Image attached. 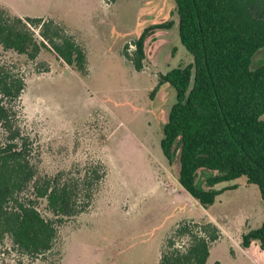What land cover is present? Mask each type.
Masks as SVG:
<instances>
[{
    "label": "rangeland",
    "instance_id": "374dc122",
    "mask_svg": "<svg viewBox=\"0 0 264 264\" xmlns=\"http://www.w3.org/2000/svg\"><path fill=\"white\" fill-rule=\"evenodd\" d=\"M1 6L60 23L88 54L89 73L81 76L53 52L31 61L0 45V61L15 64L27 83L21 123L35 141L41 173L102 161L109 175L91 210L60 227L51 253L28 257L8 239L0 264H159L179 225L203 222L221 231L207 264H264L258 242L242 246L243 235L264 221L259 188L246 177L225 182L218 188H235L205 208L179 183V159L170 164L164 156L163 128L176 90L169 84L155 95L154 90L161 74L194 63L179 37L174 0H0ZM169 20L175 24L171 29L157 30L147 40L138 72L125 51L133 53L145 28ZM263 64L264 49L253 68ZM40 211L53 217L45 203Z\"/></svg>",
    "mask_w": 264,
    "mask_h": 264
},
{
    "label": "trees",
    "instance_id": "16d2710c",
    "mask_svg": "<svg viewBox=\"0 0 264 264\" xmlns=\"http://www.w3.org/2000/svg\"><path fill=\"white\" fill-rule=\"evenodd\" d=\"M174 1L179 37L194 63L161 74L154 90L166 84L176 90L163 128L164 156L170 164L179 159V183L205 208L235 188L218 185L242 177L264 201V64L253 68L264 49V0ZM174 25L169 20L145 28L133 53L125 51L138 72L147 40ZM0 45L31 61L53 52L81 76L89 73L86 48L52 19L22 17L1 6ZM26 86L15 64L0 61V252L9 239L17 252L39 258L55 249L64 223L91 210L109 168L95 161L42 174L35 141L21 123ZM44 203L52 218L40 211ZM173 235L159 264H207L221 231L212 222L183 223ZM184 237L188 241L177 246ZM254 241L264 249V221L243 235V248Z\"/></svg>",
    "mask_w": 264,
    "mask_h": 264
},
{
    "label": "crops",
    "instance_id": "0c3cea01",
    "mask_svg": "<svg viewBox=\"0 0 264 264\" xmlns=\"http://www.w3.org/2000/svg\"><path fill=\"white\" fill-rule=\"evenodd\" d=\"M6 7H8V8H10L11 10H12V8L11 7H9V6H6ZM13 11V10H12ZM14 12V11H13ZM14 13H16V12H14ZM17 15H19V16H21L20 14H18V13H16ZM89 62V61H88ZM60 63H61V61H60ZM65 68H70L69 66H67L66 64H65ZM61 67H62V63H61ZM72 69V68H71ZM52 71L54 70V67H52V69H51ZM259 244V243H258Z\"/></svg>",
    "mask_w": 264,
    "mask_h": 264
}]
</instances>
